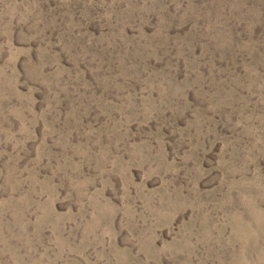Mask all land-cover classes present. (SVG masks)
I'll list each match as a JSON object with an SVG mask.
<instances>
[{
    "label": "rangeland",
    "instance_id": "obj_1",
    "mask_svg": "<svg viewBox=\"0 0 264 264\" xmlns=\"http://www.w3.org/2000/svg\"><path fill=\"white\" fill-rule=\"evenodd\" d=\"M0 264H264V0H0Z\"/></svg>",
    "mask_w": 264,
    "mask_h": 264
}]
</instances>
